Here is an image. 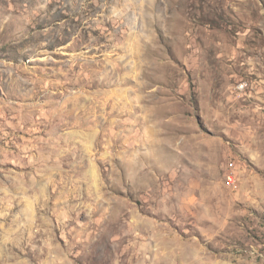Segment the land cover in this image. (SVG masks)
<instances>
[{
  "label": "rangeland",
  "instance_id": "374dc122",
  "mask_svg": "<svg viewBox=\"0 0 264 264\" xmlns=\"http://www.w3.org/2000/svg\"><path fill=\"white\" fill-rule=\"evenodd\" d=\"M0 264H264V0H0Z\"/></svg>",
  "mask_w": 264,
  "mask_h": 264
},
{
  "label": "built area",
  "instance_id": "2783aa9c",
  "mask_svg": "<svg viewBox=\"0 0 264 264\" xmlns=\"http://www.w3.org/2000/svg\"><path fill=\"white\" fill-rule=\"evenodd\" d=\"M232 177H230V179H231Z\"/></svg>",
  "mask_w": 264,
  "mask_h": 264
}]
</instances>
